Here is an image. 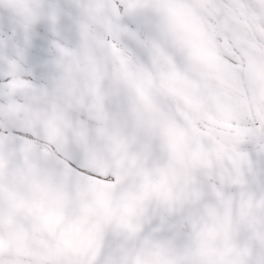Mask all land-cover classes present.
I'll list each match as a JSON object with an SVG mask.
<instances>
[{
  "label": "snow or ice",
  "instance_id": "obj_1",
  "mask_svg": "<svg viewBox=\"0 0 264 264\" xmlns=\"http://www.w3.org/2000/svg\"><path fill=\"white\" fill-rule=\"evenodd\" d=\"M0 264H264V0H0Z\"/></svg>",
  "mask_w": 264,
  "mask_h": 264
}]
</instances>
